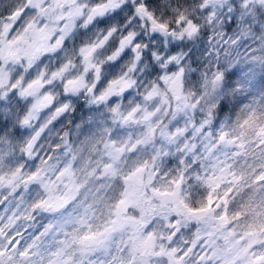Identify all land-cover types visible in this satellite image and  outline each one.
I'll use <instances>...</instances> for the list:
<instances>
[{
    "label": "snow or ice",
    "instance_id": "snow-or-ice-1",
    "mask_svg": "<svg viewBox=\"0 0 264 264\" xmlns=\"http://www.w3.org/2000/svg\"><path fill=\"white\" fill-rule=\"evenodd\" d=\"M0 264H264V0H0Z\"/></svg>",
    "mask_w": 264,
    "mask_h": 264
}]
</instances>
